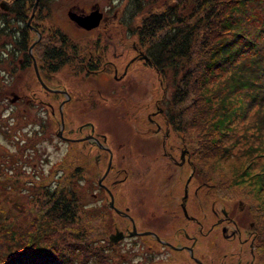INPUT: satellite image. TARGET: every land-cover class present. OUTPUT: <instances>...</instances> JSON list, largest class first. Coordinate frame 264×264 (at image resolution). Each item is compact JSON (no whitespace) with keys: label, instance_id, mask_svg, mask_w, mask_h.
Returning a JSON list of instances; mask_svg holds the SVG:
<instances>
[{"label":"trees","instance_id":"trees-1","mask_svg":"<svg viewBox=\"0 0 264 264\" xmlns=\"http://www.w3.org/2000/svg\"><path fill=\"white\" fill-rule=\"evenodd\" d=\"M32 1L8 0L5 4L0 0V39L11 38L7 56L21 54L18 63L25 67L31 60L26 17ZM164 1L161 10L153 11L147 6L155 0H127L120 24L136 35L160 77L172 79L174 88L164 109L167 122L174 131L190 137L196 133V139L200 132L211 135L208 145L202 141L206 145L199 147L202 150L197 151V142V149H189L196 155L205 149L222 161L245 158L246 168L252 171L240 177L241 184L247 186L255 179L263 189L264 0ZM143 13L141 23L133 28L134 18ZM64 42L68 46L69 41ZM40 43H44L39 52L44 68L52 59L56 67L67 56H84L56 45L50 48L41 40L35 45ZM120 112L116 121L125 124L127 117ZM1 116L2 111L0 127ZM26 146L32 147L30 135ZM22 152L12 151L13 160L19 161ZM2 156L0 143V264H120L110 259L108 246L115 244L106 237L108 229L102 225V233L95 229L100 224L98 218L109 209L104 206L94 214L81 206L82 197L74 188L81 170L70 165L68 177L61 171L54 184L41 181L36 187L30 183L33 174L25 176L13 163L2 167ZM22 174L30 183L25 201L11 197L12 193L20 195L21 186L27 185ZM248 209L257 213L256 221L264 227V214L255 206Z\"/></svg>","mask_w":264,"mask_h":264},{"label":"rangeland","instance_id":"rangeland-1","mask_svg":"<svg viewBox=\"0 0 264 264\" xmlns=\"http://www.w3.org/2000/svg\"><path fill=\"white\" fill-rule=\"evenodd\" d=\"M6 1L8 0H4V3L8 4ZM35 2L36 0L32 1L33 4L29 9L30 11H27L26 17L30 36L28 54L31 60L29 66L25 67L26 65H20L18 63V57L21 54L15 57L12 54H10L12 55L10 57L7 56L9 54L7 52L11 51L12 48V40L9 36H2V41L0 39V56L1 53H5L2 55V61L0 62V113L2 111L0 143H2V163L4 164L2 167H8L9 164L13 163L25 176L26 173L33 174L32 178H30V183L32 182V184L36 185L41 181H45V183L52 185L57 182L56 176L61 174V171H64L66 177L70 175L72 171L70 163L77 162L80 155V147L74 141L75 139L68 141L63 138L66 135L64 134L65 132L61 133L60 136L57 135L62 127L61 120H59L60 112L62 114L67 112L68 114L66 125L68 127L70 126L73 130L70 135L71 137L77 136L79 125L89 120L98 125L97 130L102 132L126 130L132 134V131H134L133 124L136 125V128L140 129L146 127V114L148 111L155 109L157 100L161 99L160 105L163 106V109L168 106L167 101L170 99L174 84L168 76L160 77L151 62L147 63L140 58H136V56L139 54L143 55L145 52L138 44L136 35H133L131 31H128L129 29L127 27L120 24L121 14L124 11L123 9L127 4V0H49L45 3L43 0L42 2L38 0L33 11ZM96 2L103 10L104 17H102L100 24L94 29L84 30L68 18L67 11L73 6L89 8L92 4L93 7L90 10H93ZM164 2V0H155L152 6H147V9L159 11L162 9ZM144 15L145 13L134 18L131 24L133 28L141 23ZM39 39L44 41L49 47L53 45L60 46L72 54H81L82 52L85 58L92 52L94 55L92 56L95 57L97 55L102 63H105L107 60L112 61L117 68L118 75L128 65V79L133 82L132 86L135 90L125 91L126 81H121L116 84L112 79V70L109 75L88 74L83 76L82 72L78 74L76 69L82 68L80 63L84 57L82 56L80 58L78 54L77 57H70L71 61L65 65L63 64L58 67L52 77L48 76L50 79V87L65 88L72 96L71 101L65 106H63V102L62 105L60 103L62 96L58 95L54 98L56 111V118L54 119L50 116L49 109L44 105L40 104L37 106L31 101H26L31 99V96L35 97L36 100L44 102L52 98V95L41 88L34 72L33 59L36 64L42 62V59L40 61L41 54L39 55V52L43 51V47L41 46L44 43H41L39 46L35 45ZM64 39L69 41V44L71 42L73 43L66 46V43H63ZM84 68L86 69L87 67L83 66V70ZM86 72H88L87 69ZM42 75L47 77V70ZM108 76L111 78V82ZM115 84L117 90L114 91L115 96H111L106 87ZM92 88L100 89V91L98 93L95 90L91 91ZM16 92L20 93L23 98L19 101H10L9 98H13L14 95L16 96ZM89 93L97 94L96 98H101L98 101L101 105L98 106L100 109L94 108L93 106L89 109L88 104L83 105L80 103L79 99ZM105 96H109V100L113 99L116 102H108L109 100ZM75 97L76 101L73 100ZM126 99H139V102L136 104L126 103ZM122 101H125V103ZM38 102L36 101V104ZM146 103H149V106ZM101 110L102 112L100 114L98 111ZM108 112L110 113L108 114ZM118 112H120L121 116L124 115V118L127 117L125 124L113 122L111 115L117 118L116 113ZM64 116L66 115L64 114ZM155 119L160 122L163 128V118L157 116ZM40 120L44 122L42 128L40 127ZM169 129H172L171 126ZM172 131L174 130L172 129ZM190 134L192 137H190L189 133H182V136L183 144L188 149H191V151L192 148H204L206 145L203 142L207 144V141H210L211 138V135H207L206 137L204 132H200L197 139L194 135L196 133ZM28 135L31 136L32 147L26 146ZM196 142L197 147L195 146ZM211 148L216 149L213 147V144ZM14 150L23 151L21 157L16 159L19 161H15L12 158V151ZM198 150L202 149L199 148ZM69 153H72L75 157L71 158L68 155ZM217 156L206 153L205 149H203L202 153L201 151L200 153L198 152L196 160L194 161L197 164V179L199 182L207 181L213 184V187L209 190V195L216 198L218 205L230 206L232 203H235V207H237L238 202L241 201L242 206H255L261 214H264V188L260 189V183L255 179L247 186L242 185L239 180L245 172L252 171L250 168H246L245 158L234 156L228 161H222ZM132 168H134V171H130L129 181L133 184L132 187H134L136 180L143 177L136 173L137 169L135 167ZM184 168L182 182L189 174V168ZM95 174L96 172L93 168L83 170L79 181H76L74 185L77 195L82 197V199L80 198L81 206L85 210H93L94 214L97 213L95 211L96 209L98 210L99 203L97 198L90 196L91 192L94 195L97 189L96 182L90 175ZM24 177L21 180L23 183H27ZM30 183L21 186L22 192L19 191L20 195L12 193L11 197L19 201H25L26 193L29 189L28 184ZM120 193L122 192L120 191ZM202 195H207L206 189L199 191V196ZM138 196L141 197L142 193L135 190L129 195H123L120 202L127 205L135 204L139 198ZM136 206L135 204L134 207ZM199 213L202 215L203 211L200 210ZM137 214L140 217V224L144 228L148 222L141 214ZM103 215V218H98L97 215L95 216L100 220L99 226H95V229L99 233L103 232L101 231L102 227L108 229L106 231V237H109L110 233L113 232V227L117 223L118 228L129 225L125 217H116L110 212ZM255 215L257 216V213ZM209 221L211 220L209 219ZM173 226L171 227L174 228ZM108 252L111 256L110 259L112 261L113 259L117 260L120 264H156L160 261L157 258V253L156 255H152L153 259L149 258L150 260L147 261L148 257L145 256V251L133 247L129 240H125L119 247L108 246Z\"/></svg>","mask_w":264,"mask_h":264},{"label":"flooded vegetation","instance_id":"flooded-vegetation-1","mask_svg":"<svg viewBox=\"0 0 264 264\" xmlns=\"http://www.w3.org/2000/svg\"><path fill=\"white\" fill-rule=\"evenodd\" d=\"M97 4L96 2L94 9L98 8L104 17L103 10ZM92 7L91 4L89 8L73 6L70 9L78 16L85 17L91 13ZM92 55L90 52L88 58H82L80 63L82 68L76 69L78 74L82 72L83 76L109 75L112 70V79L116 84L126 81L125 91L135 90L132 86L133 82L128 79V65L118 75L112 61L107 60L102 63L97 55L95 57ZM143 56L146 55L139 54L136 58L149 63L150 59L147 57L148 60H146ZM69 61L71 58L67 56L66 60H59L56 67H54L53 59L48 62L46 68L42 62L36 64L42 82L49 89H45L38 80L39 84L42 89L52 95V98L44 102L32 97L26 101H31L37 106L44 105L49 109L50 116L55 117L54 98L58 95L62 96L60 103L62 105L63 102L65 106L71 101L72 96L65 88L50 87L48 76L52 77L56 71L55 68ZM83 66L87 67L88 72L85 68L83 70ZM45 70H47V77L42 75ZM109 79L111 82L110 77ZM116 84L106 87L111 96H115ZM94 90L97 93L100 91L97 88H92L91 91ZM96 95L85 94L79 99L80 103L88 104L89 109L92 106L100 109L98 101L101 98H96ZM15 97L14 101H19L23 96L17 93L13 98ZM108 97L106 98L109 100ZM13 98L9 100L12 101ZM73 100L76 101V97ZM36 101L39 102L36 104ZM160 101L161 99L156 101L153 111L147 112L146 127L140 129L133 124L132 134L126 130L102 132L97 130L98 125L89 120L79 125L77 136L71 137L73 130L66 125L67 112L64 113L66 116L61 112L59 114L62 124L61 133L65 132L64 134L67 135L63 138L68 141L75 139L74 141L80 147L79 160L70 165L75 170L82 171L93 168L97 174V176L90 175L97 186L96 193L92 195L91 192L90 196L97 198L100 209L106 206L109 209L108 212L116 217H125L129 222V225L118 228L117 223L113 227V232L110 234L120 232L122 236L112 243L119 247L125 240H129L133 247L145 251L147 261L150 260L149 258L153 259L152 255L157 253L160 261L156 264H264V243L262 242L264 227L257 223L256 212H251L248 207L242 206L241 201L238 202L237 207L235 203L230 206L218 205L216 198L209 195L213 184L207 181L199 182L197 179V164L194 163L197 155L195 151L190 152L183 144L182 132L169 129L170 125ZM108 102H116V100L111 99ZM122 102L125 103V101ZM128 102L136 104L139 99H126V103ZM146 105L149 106V103ZM98 112L101 114L102 110ZM157 116L163 118V128L155 119ZM111 117L113 122L117 123L115 116L111 115ZM39 123L42 128L43 120ZM132 167H135L136 173L143 177L136 180L134 187L129 181L130 171H134ZM184 167L189 168V174L182 182ZM203 189L207 190V195L199 196V191ZM135 190L142 193L141 197L138 196L136 207H134L135 204L127 205L120 202L123 195H129ZM200 210L203 211L202 215L199 213ZM137 213L148 222L144 228L140 224Z\"/></svg>","mask_w":264,"mask_h":264},{"label":"water","instance_id":"water-1","mask_svg":"<svg viewBox=\"0 0 264 264\" xmlns=\"http://www.w3.org/2000/svg\"><path fill=\"white\" fill-rule=\"evenodd\" d=\"M37 2H38V0H36V2H35V4H34V7H33V11H34V9H35V7H36V5H37ZM102 12L98 9V8H96V9H94V10H92L91 11V13L89 14V15H87V16H78L76 13H74L73 12V10L72 9H70L69 11H68V17L71 19V20H73L74 22H76L79 26H81V27H83V28H85V29H87V30H89V29H93V28H95V27H97L98 25H99V23H100V21H101V19H102ZM146 60H148V58H147V56H143ZM33 66H34V70H35V74H36V76H37V78H38V80L42 83V85L44 86V88H46V89H49L43 82H42V80H41V78H40V76H39V74H38V72H37V66H36V62H35V60L33 59ZM16 98V97H15ZM15 98H13L12 99V101H14L15 100ZM61 130L62 129H60L59 130V133L57 134V135H61ZM111 205H112V202L110 203ZM117 234H119V235H117ZM121 234H120V232L119 233H112V234H110L109 235V240L111 241V242H116V241H118V239L119 238H121Z\"/></svg>","mask_w":264,"mask_h":264}]
</instances>
